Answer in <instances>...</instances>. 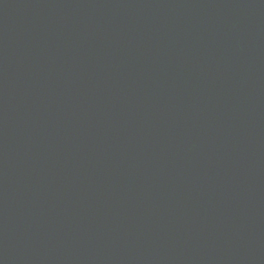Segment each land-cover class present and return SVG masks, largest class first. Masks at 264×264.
Masks as SVG:
<instances>
[{"label": "water", "instance_id": "95a60500", "mask_svg": "<svg viewBox=\"0 0 264 264\" xmlns=\"http://www.w3.org/2000/svg\"><path fill=\"white\" fill-rule=\"evenodd\" d=\"M0 264H264V0H0Z\"/></svg>", "mask_w": 264, "mask_h": 264}]
</instances>
